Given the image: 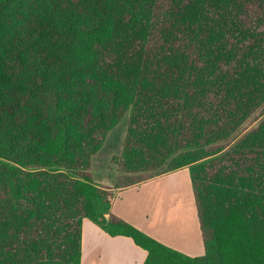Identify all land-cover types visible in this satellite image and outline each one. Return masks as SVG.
Segmentation results:
<instances>
[{"label":"trees","instance_id":"1","mask_svg":"<svg viewBox=\"0 0 264 264\" xmlns=\"http://www.w3.org/2000/svg\"><path fill=\"white\" fill-rule=\"evenodd\" d=\"M128 113L123 187L188 168L204 256L93 181ZM84 219L144 264H264V0H0V264H81Z\"/></svg>","mask_w":264,"mask_h":264},{"label":"crops","instance_id":"2","mask_svg":"<svg viewBox=\"0 0 264 264\" xmlns=\"http://www.w3.org/2000/svg\"><path fill=\"white\" fill-rule=\"evenodd\" d=\"M113 190V215L189 257L205 255L188 168ZM147 257L131 238L110 236L84 219L81 264H144Z\"/></svg>","mask_w":264,"mask_h":264},{"label":"rangeland","instance_id":"3","mask_svg":"<svg viewBox=\"0 0 264 264\" xmlns=\"http://www.w3.org/2000/svg\"><path fill=\"white\" fill-rule=\"evenodd\" d=\"M128 121L129 113L108 133L104 146L92 159L90 172L93 181L109 189L112 195L113 189L124 188L125 184L133 182L136 177L124 173L119 164L128 131Z\"/></svg>","mask_w":264,"mask_h":264}]
</instances>
